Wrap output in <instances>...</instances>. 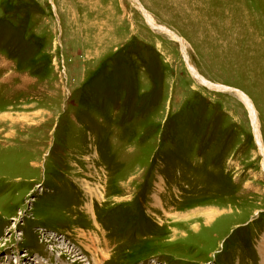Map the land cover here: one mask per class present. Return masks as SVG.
I'll use <instances>...</instances> for the list:
<instances>
[{
    "label": "rangeland",
    "instance_id": "374dc122",
    "mask_svg": "<svg viewBox=\"0 0 264 264\" xmlns=\"http://www.w3.org/2000/svg\"><path fill=\"white\" fill-rule=\"evenodd\" d=\"M138 1L0 0V264L264 261V0Z\"/></svg>",
    "mask_w": 264,
    "mask_h": 264
},
{
    "label": "bare ground",
    "instance_id": "6f19581e",
    "mask_svg": "<svg viewBox=\"0 0 264 264\" xmlns=\"http://www.w3.org/2000/svg\"><path fill=\"white\" fill-rule=\"evenodd\" d=\"M135 1H136L138 4H140L138 0H135ZM141 7H142V6H141ZM142 10H143V13H144V15H145V17H146V19H147V21H148V23H149V25H150L151 27L156 28V29H158V30H160V31H162V32H165V33L171 35L173 38L179 40V41L182 43L183 51H184V53H185L186 58H188V57H187V54H186V51H185V47H184V45H183V39H182V37H181L180 35H178L175 31L171 30L170 28H168V27H166V26H164V25L158 24L157 21L152 17V15H151V14H150L145 8L142 7ZM188 60H189V59H188ZM192 69H193V72H194L193 75L195 74V75L201 76L197 71H195V69H194L193 67H192ZM236 91L240 92V94H241V95H240L241 99H243L245 105L247 106V108H248L249 111L251 112L252 120H253L254 124H256L257 126H259V124H258V118H257V110H256V108H255V106H254V104H253L251 98H250L245 92H243V91H241V90H236ZM255 135H256V137H257V140H258L259 144L261 145L259 131H258ZM261 150L264 152V148H263V146H261ZM91 209H92V208H90V211H91ZM92 211H93V209H92ZM51 237H52V236H51ZM48 238H50V237H48ZM52 239H53V238H52ZM54 239H55V238H54ZM52 248H53V247H52ZM71 252H72V251H71ZM59 256H60V254H59ZM261 256L264 258V255H261ZM20 257H21V256H19V258H20ZM60 257H61V256H60ZM17 259H18V258H17ZM17 259H16V261H15L16 264H21V263H19V260H17ZM33 261H34L33 264H45L44 261H40V260H38V258L35 259V260H33ZM261 264H264V261H263Z\"/></svg>",
    "mask_w": 264,
    "mask_h": 264
}]
</instances>
